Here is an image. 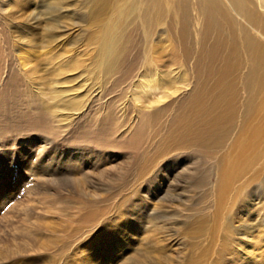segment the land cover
I'll list each match as a JSON object with an SVG mask.
<instances>
[{"label":"rangeland","instance_id":"obj_1","mask_svg":"<svg viewBox=\"0 0 264 264\" xmlns=\"http://www.w3.org/2000/svg\"><path fill=\"white\" fill-rule=\"evenodd\" d=\"M14 1V8L0 3L15 28L10 39L0 26V70L20 79L22 94L14 106L5 104L9 92L0 101V264H131L138 253L151 251L153 236L164 245L163 258L182 259L189 249L178 227L196 212L212 216L211 198L183 188L184 171L194 163L199 168L195 180L207 187L214 180L211 165L196 158L165 161L156 176L138 185L145 157L140 158L149 152L152 132L133 138L144 116L164 107L155 100L183 87L179 75L192 61L184 59L180 24L165 10L150 20L140 18L136 0L98 5L92 0ZM120 31L125 49L118 71L108 74L101 70L105 41ZM190 42L195 44L194 36ZM33 65L37 74L25 76L22 71ZM155 72L163 76L159 89L136 93L135 81L151 80ZM59 97L74 98L76 106H60L56 112ZM22 103L29 105L25 109ZM26 113L36 114L43 129L28 132ZM53 116L73 123L67 128L63 122L62 129ZM105 123L116 148H100L84 136ZM255 188L249 190L250 204L261 198ZM176 197L182 202L176 204ZM247 216L240 222L238 215L233 225L248 237L235 238L264 244V218ZM145 256L143 262H153Z\"/></svg>","mask_w":264,"mask_h":264},{"label":"bare ground","instance_id":"obj_2","mask_svg":"<svg viewBox=\"0 0 264 264\" xmlns=\"http://www.w3.org/2000/svg\"><path fill=\"white\" fill-rule=\"evenodd\" d=\"M92 1L98 5L106 0ZM0 3L4 4L3 7L7 4L14 8L15 1L0 0ZM136 5L138 16L144 20H150L156 17L157 11L165 10L173 22L179 23L185 62L192 61L189 66L186 64L188 67L179 75L183 80V87L174 92L170 89L173 92L170 95L156 98L155 105L164 104V107L158 112H150L137 125L133 135L136 140H140L146 130L150 129L152 132L149 137V152L140 158L142 160L145 157L139 169L141 179L138 185L146 176L157 174L160 167L165 166V161L174 162L176 159L186 161L196 158L200 162H209L214 180L205 187L196 176L199 168H194V163L189 168L185 167L183 188L196 193L198 198L204 196L212 201L211 206H207L212 216L196 212L178 227L184 238L182 244L189 249L188 253L182 259L175 260L170 255L163 258L161 250L164 245L160 239L150 236L151 251L138 253L137 260L131 264H264V244L255 243L254 240L244 242L245 244L237 241L235 237H241L244 241L247 234L243 235L239 231L240 227L233 225L241 222L245 216L247 218L248 214L264 218V0H136ZM11 18L4 10L0 11V26L6 30L9 36L7 38L10 39L13 37L11 30L15 29L11 25L12 21L10 23ZM49 25L52 26L51 23ZM22 29H19L21 33ZM192 36L195 44L190 42ZM27 40L33 42L29 37ZM124 40L125 36L121 31L107 38L106 56L101 70L108 74L118 71L117 65L125 49ZM120 64L122 65V61ZM22 72L27 76L26 72L35 75L38 71L36 65H33ZM121 72L124 80L127 77L126 70ZM150 77L151 80L135 81L136 93L145 95L159 89L162 73L155 72ZM20 82V79L1 68L0 101L9 92V101L7 99L5 104H19ZM66 98H60L57 102L59 106L53 107L56 112L60 106H76L74 98ZM167 99L173 101L165 105L164 101ZM27 105L29 104L22 103L24 108ZM163 113H168L167 117L164 118ZM37 117L35 114L31 118L26 113L28 132L43 129ZM53 117L57 118L55 124L60 126L67 122L69 128L73 123L68 120L69 117ZM107 117L111 119L110 116ZM107 125L105 123L100 131L85 133L84 136L94 140L93 144L100 148H116L119 146L117 141L106 136ZM61 127L66 128L65 125ZM253 186L260 190L261 198L250 204L249 195L252 192L249 190ZM176 198V204L182 202L180 197ZM168 207L171 208L170 205ZM238 209L240 210L237 211ZM238 215L241 216L239 221L236 220ZM260 231L264 237V230ZM146 254L152 256L153 262L146 263L140 259L148 258Z\"/></svg>","mask_w":264,"mask_h":264}]
</instances>
